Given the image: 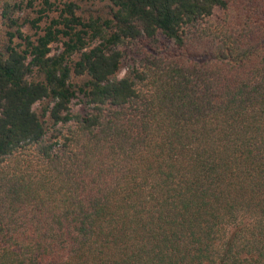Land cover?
Instances as JSON below:
<instances>
[{
	"label": "trees",
	"instance_id": "16d2710c",
	"mask_svg": "<svg viewBox=\"0 0 264 264\" xmlns=\"http://www.w3.org/2000/svg\"><path fill=\"white\" fill-rule=\"evenodd\" d=\"M58 1H5L0 264H264V0Z\"/></svg>",
	"mask_w": 264,
	"mask_h": 264
},
{
	"label": "rangeland",
	"instance_id": "374dc122",
	"mask_svg": "<svg viewBox=\"0 0 264 264\" xmlns=\"http://www.w3.org/2000/svg\"><path fill=\"white\" fill-rule=\"evenodd\" d=\"M5 1L9 0H0V39H5L6 35L9 31H14V29L9 27V21L4 18L3 13H4V7H5ZM11 4L15 3H20L21 0H10ZM74 1L78 6L79 10L77 11V14L84 19H89L90 17H104L107 18L110 16L111 9H112V4L109 0H70ZM63 1L59 0L57 2L58 7L61 9L63 7ZM27 0H24V3L21 4L20 9H16L13 14L14 19H18L19 23L22 24L26 19H34L38 17V14L36 11L32 10L27 6ZM38 5V3H37ZM39 9V6H38ZM217 14L219 12H216ZM55 14H52V16ZM46 20V19H45ZM44 20V21H45ZM44 25V22L42 23V26ZM23 30L26 33L32 34L30 29H28V26H24ZM52 54L59 53L62 49V44L61 43H54L52 45ZM123 51L124 48L122 49ZM138 61V58H133L132 55L129 53L128 50L126 51L125 57L123 59V63L121 65V69L119 73L117 74L118 78H123L129 71V68ZM52 106L51 102L49 100H44L43 102H39L34 106V109L39 113L42 114V111L45 107L47 106ZM73 111L77 113L82 109V104H81V99L77 98L73 101ZM46 125L51 128L52 122L46 121Z\"/></svg>",
	"mask_w": 264,
	"mask_h": 264
}]
</instances>
